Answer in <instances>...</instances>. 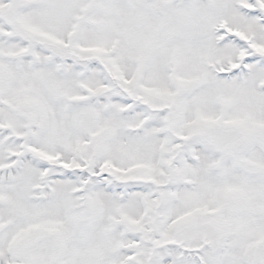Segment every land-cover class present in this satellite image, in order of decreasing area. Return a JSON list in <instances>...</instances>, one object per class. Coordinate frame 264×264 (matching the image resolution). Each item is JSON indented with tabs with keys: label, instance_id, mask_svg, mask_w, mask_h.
Here are the masks:
<instances>
[{
	"label": "snow or ice",
	"instance_id": "6c2138e0",
	"mask_svg": "<svg viewBox=\"0 0 264 264\" xmlns=\"http://www.w3.org/2000/svg\"><path fill=\"white\" fill-rule=\"evenodd\" d=\"M0 264H264V0H0Z\"/></svg>",
	"mask_w": 264,
	"mask_h": 264
}]
</instances>
